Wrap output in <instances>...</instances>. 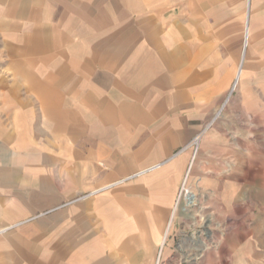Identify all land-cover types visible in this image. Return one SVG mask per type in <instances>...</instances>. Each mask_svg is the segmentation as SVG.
<instances>
[{
    "label": "crops",
    "instance_id": "1",
    "mask_svg": "<svg viewBox=\"0 0 264 264\" xmlns=\"http://www.w3.org/2000/svg\"><path fill=\"white\" fill-rule=\"evenodd\" d=\"M253 121L264 0H0V264H184L181 186L235 200Z\"/></svg>",
    "mask_w": 264,
    "mask_h": 264
},
{
    "label": "rangeland",
    "instance_id": "2",
    "mask_svg": "<svg viewBox=\"0 0 264 264\" xmlns=\"http://www.w3.org/2000/svg\"><path fill=\"white\" fill-rule=\"evenodd\" d=\"M246 46L247 43L244 52ZM237 84L238 80L213 117L190 144L177 153L190 146L193 158H196L202 136L216 123L217 114L220 116L228 107ZM253 125L255 145L245 160H238L234 167L231 164L228 170L236 176L235 200L223 202L219 195H213L214 201H209L210 195L205 198L198 195L197 186L190 184L188 177L181 186L175 210L183 217L184 228L178 235L177 253L185 259L184 264H264V123L258 126V131V123L253 121ZM187 190L195 197L192 204H187ZM197 197L202 200L198 201ZM12 226L8 225L9 230ZM3 234L1 232L0 236ZM196 246H199L198 250Z\"/></svg>",
    "mask_w": 264,
    "mask_h": 264
},
{
    "label": "bare ground",
    "instance_id": "3",
    "mask_svg": "<svg viewBox=\"0 0 264 264\" xmlns=\"http://www.w3.org/2000/svg\"><path fill=\"white\" fill-rule=\"evenodd\" d=\"M145 171H146V170L139 171V172H137L135 175H132V177H134V176H138V175H141V174L145 173ZM8 228H9V227H6V228L1 229V230H0V233H1V232H5Z\"/></svg>",
    "mask_w": 264,
    "mask_h": 264
},
{
    "label": "built area",
    "instance_id": "4",
    "mask_svg": "<svg viewBox=\"0 0 264 264\" xmlns=\"http://www.w3.org/2000/svg\"><path fill=\"white\" fill-rule=\"evenodd\" d=\"M161 165V163H158V164H155V165H153V166H151V167H148V168H146V169H143V170H146L145 171V173L146 172H148V171H151V170H153V169H155V168H157V167H159ZM142 171V170H141ZM136 174V173H135ZM134 174V175H135Z\"/></svg>",
    "mask_w": 264,
    "mask_h": 264
}]
</instances>
